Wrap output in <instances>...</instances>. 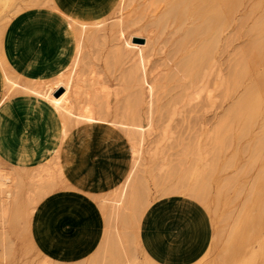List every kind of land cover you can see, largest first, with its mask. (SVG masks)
<instances>
[{"label":"bare ground","instance_id":"bare-ground-1","mask_svg":"<svg viewBox=\"0 0 264 264\" xmlns=\"http://www.w3.org/2000/svg\"><path fill=\"white\" fill-rule=\"evenodd\" d=\"M135 1L137 0H0V74L3 83L0 96V131L1 124H4L3 118L11 115L8 92L12 88L22 89L21 100L26 108L23 114H27L19 127L22 133L20 142L16 147L11 144L9 150L0 156V164L10 165V170L0 168V227L4 234L1 237L4 243L0 239L4 245V252L2 256L0 254V264H5L3 261L13 249L5 227L9 223L11 208L19 206L17 205L20 201L19 192L25 185H28L27 203L31 206V212L34 210L33 220L38 212L43 192H49L53 186H61L68 191H81L86 195L92 194L96 198L106 195L108 200L102 207L112 209L113 220L117 224L121 220L127 222L125 212L127 214L126 209L128 211L130 209L134 213L130 212L133 215V220L130 215L132 224L141 225L146 211L153 203L149 200L150 191L145 176L143 156V146L148 135L142 130L137 109V105L142 100L137 96L135 100L139 102L137 105L128 100L126 110L121 114L124 118L123 122L119 123L120 114H117V108H110L111 87L100 75L102 68L95 61L94 53L97 52L96 55H99L102 46L108 47V53L103 60L107 70H120L127 86H133L137 80L145 81L150 57L156 49L149 32L157 30V33L163 34L167 27L176 25L175 30L172 29L168 36L172 42L170 59L174 62L173 58L178 60L174 63V72L168 71L171 76L168 78V73H166L168 76H165L168 80H178L177 83L184 80V84L173 85V90L179 89L182 97L187 90L197 91L205 80L207 86H210L209 75L218 73L214 71L216 66L214 60L219 54H225L224 51L228 50L230 44L227 40L232 39L231 37L227 39L228 36L224 37V31L233 23L235 30H238L237 36L239 34L240 37V33L237 32L242 31L244 36L249 38L245 43L246 47L242 48L243 51L238 49L239 58L235 60L238 55L236 54L235 58L231 59L235 61L227 74H224L226 78L223 76L221 84L215 85L216 89L220 90L217 91L219 93L217 96H221L223 100L231 95L232 91L233 94L230 99L232 102L227 105L228 108L223 109L225 110L223 114L220 113L223 116L217 124L214 138L211 136L214 139L212 142H215L213 147L211 146L213 148L211 155L221 146L224 149L222 153H226V156L222 155L225 157L222 159L224 166L228 168L237 166V173H233L234 176L223 179L220 191L226 196L233 192L242 199V202L244 199V202L239 208L236 206L237 208L224 215L226 217L221 219L220 225L218 224L221 227H218L215 239L245 245L256 241L260 246L258 254L264 257V0H140L141 2L138 3ZM133 2L136 3L135 6L130 7ZM239 12L240 16L238 15L239 18L234 22ZM146 13L153 14V25L140 26L139 20ZM56 14L60 15L67 25L66 37L62 34L49 39L50 45L55 40L54 48L59 47L61 59L58 69L53 73L36 75L40 77L34 75L22 82L19 77H26L30 71L33 73L37 63V59L32 56L35 55L36 46L30 45L31 42L28 43V34L32 36L40 17L42 19L43 16ZM51 22L47 19L43 23L47 28H52ZM17 32L21 37H17ZM177 32H179L178 37H176ZM170 36H175L177 39ZM135 37L146 39V43H136L133 41ZM65 41V47L60 49ZM9 44H13L15 50H21L16 62L21 64L19 77L16 76L17 74L6 75V70L2 68V56ZM162 49L163 47H160L159 53ZM99 58L100 55L97 56L98 61ZM259 68L261 71L258 70ZM215 69L219 71L218 67ZM32 73L30 72L29 75ZM243 79L250 83H243ZM242 83L244 90L242 89V92L236 90ZM61 88H64L65 92L59 96L56 92ZM110 114L115 117L110 119L109 116L112 118ZM116 128L123 133L115 134ZM89 136L93 138L92 152ZM29 140H31L30 145L26 143ZM191 143L192 150L193 146L197 148L200 146L196 145L198 141L194 143L196 146ZM188 149L185 151L188 152ZM218 150H216L217 155L218 152L221 155ZM193 152L189 153L190 157L192 153L191 169H178L182 164L190 163H187L188 158L187 160L184 158L187 153L181 155L182 152L180 156H183L185 162L179 163V167L171 166L172 171L168 170L166 173L161 168L163 172L160 171L158 176L160 174L162 176L159 180L165 177L163 175L165 173L174 183L170 184L168 181L169 184H166V180L158 181L155 185L156 190L159 196L183 195L209 207L210 197L206 182L212 175L207 173L205 175L199 167L198 171L195 170L202 155L197 151L196 156ZM180 156L178 158H181ZM156 158L158 160V156ZM218 158L220 159L221 156ZM163 159L160 161L163 162ZM241 160H243L242 164ZM149 162L151 164L152 160ZM215 162L214 159L215 166H212L217 169L218 165ZM30 164L32 167L25 179L16 171V166L23 169L21 170L23 172L26 165ZM156 170L154 168L155 173ZM210 171L208 173H213ZM221 171L220 169L219 172ZM68 174L75 182L63 186L65 183L63 179L65 180L64 177ZM192 174H196L198 180L189 184ZM174 176L177 178L175 181ZM164 182L166 183L161 185ZM153 183H155L154 179ZM209 185L211 186V182ZM106 187H108L106 194L98 191ZM218 192L215 191V194ZM221 192L219 193L222 194ZM109 198L112 199L111 202ZM234 199L233 201H238ZM217 203L219 205V202ZM217 214L214 213L216 216ZM31 231L30 228L27 229L30 238H32ZM107 232H110L109 253H114L118 250L120 235L111 230Z\"/></svg>","mask_w":264,"mask_h":264},{"label":"rangeland","instance_id":"rangeland-1","mask_svg":"<svg viewBox=\"0 0 264 264\" xmlns=\"http://www.w3.org/2000/svg\"><path fill=\"white\" fill-rule=\"evenodd\" d=\"M135 2L138 3L141 1L137 0ZM135 2H133V5H131L130 7H134L136 4ZM150 14L151 13H149V14L146 13V15L141 20H139L140 26H142V25L147 26L148 24L153 25V23H152L153 22V14H151V17H150ZM238 15L240 16V12L236 14L237 17L235 16L234 22L239 18ZM250 24H251V22L249 23V25ZM172 26L173 25L167 27V29L164 31L163 34L157 33L158 32L157 30L149 32L152 35L151 39H152V42L155 43L154 46L156 49H154V52H152L153 56L150 57V61H149L148 67H147L148 72H147L145 81L142 79L137 80L133 86H127V84L124 81V78L121 77L120 70L119 71H117L116 69H113L114 71L113 70L111 71V69L107 70L106 63L103 60H105V57H106L105 55H107V53H108V50H109L108 47L102 46L104 48H102V47H101L102 49L100 48V50H99V53H100L99 59L100 60L99 61L97 60V56H99V55H96L98 53L97 52L94 53L95 61L102 68L100 75L105 79L104 81L111 87V90H112L111 100L109 102L110 108H114V107L117 108L116 112H117V114H120L119 115V118H120L119 123H122L124 118L121 117V114H123L124 111L126 110V108H125L126 102L129 100V101H131L137 105L139 103V102L135 101L137 96H139V99L142 100V102L137 105L138 106L137 109H138V114H140V121L142 123V130L145 131L146 134L148 135V137L146 136V138H145L146 142H144L145 144L143 146V150H144L143 156L145 158V172H146L145 176H146V179L148 181L147 185L149 184L148 187H149V191H150L149 200H151L153 202L159 198H164L163 196H159L160 194L157 193L158 192L156 190L157 186H155V185H157L156 182H158V181L163 182L166 180L167 183L164 182V183H161V185H164L165 183L169 184L168 181H170V184H171V182H173L172 178L170 179L169 177H167V175L165 173L168 172V170H171L172 167L178 166L179 163L182 164V162H185L184 158H186V160H187V158L189 159V160H187V163L190 162V159L192 157V153H191V157H190L189 153L191 151L193 152L194 148H197V147L193 146V150H192V148L190 146V142H192L191 144L195 145L196 144L195 141L196 142L198 141V143L196 145H200V146H198L199 147V148H197L198 150L195 149L193 153H194V155H196L197 151L200 152L198 154L202 155V156H200V157H202L201 158L202 160L200 159L199 160L200 162L198 161L199 163H198V166L196 167L195 170L198 171L197 168L199 167L200 169L202 168L201 171H203L205 173V175H206V173L209 174L210 176L212 175L211 178H208L207 182H206V184H208L207 188H208L209 197H210V198H208V204L210 203V206L208 207L207 205H203V204L202 205L204 208H206L205 209L206 211L208 208V214L210 216L211 221L213 222V223L212 222L211 223L213 226V235L212 236H214V238H212L210 246H209L207 252L203 255V257L200 258V260H198L197 262H195L193 264H264V257H262L260 254H258V251L260 249L259 244H257L258 242L252 241L251 244L245 245V244H242L239 242H232V241H222L221 242V241H218L215 239L216 233H217L218 229L221 227V226L219 227L218 224L221 223L220 221L222 218L226 217L224 215H227L228 212L231 211L232 209H235L236 206H238V208H239L242 205V203L244 202V199L242 202V199L241 198L239 199V196L237 197V195H235L233 192L230 194H227V196H226V194L224 192L220 191V186L222 185L221 183H223V181H224L223 179H225L227 176L228 177L234 176V174L237 173V171H236L237 166L234 165L231 168L224 166L225 165L224 160H222V159H225V157H222V155L226 156V153H222L223 152L222 150H224V149L221 148V146L218 148L216 146H214L217 148V149L215 148L216 150L219 149L218 151H220V153H222L221 155L219 154V152L217 155L216 150H214V152L211 155V152L213 151V148H211V146L213 147V145H214L213 143H215L212 141H214L213 138H214L216 130H217V124H218L220 118H222V116H223V115H221L225 111L223 109H227L229 104L232 102V100H230V99H231L232 94H233V91H232V93H230L231 95L225 97V100H223V98L221 96H217V95H219L218 92L220 90L216 89V86L221 84L223 76H225L227 74V72L230 70V66L233 65L232 63H234V61L239 58L240 54H238V53H239L240 49H242V48L244 49L246 47L245 43L248 42L249 37L244 36L242 31H241L242 33L240 31L237 32V33H240V35H241L240 37H239V34L237 36L236 31H238V30H235V23H233L232 26L229 27L230 29L227 28L228 31L225 30L223 36L224 37L228 36L227 39L229 37H231L232 39L229 38L230 40H227V41H229L230 44L226 41L229 44V45L226 44V46L228 45L229 47H227L228 50L224 51L225 54L224 53H223L224 55L219 54L218 56H216V59L214 60V61H216L215 62L216 66H214V71H215V73H217V72L218 73L214 74V75H211V74L209 75V76H211L210 86H207L208 84L205 80V82H202L199 85V89L197 91L196 90L195 91L187 90L185 92L184 96L181 97L179 89L173 90V85L176 84L178 80L177 81L174 80L175 81L174 82L173 80H168L166 77V76H168L166 73H168L169 70H170L169 72H171V73L174 72L173 71L174 70V63L178 60L176 58H173L175 60V62H174L173 60L170 59V54H172V52L170 53L169 51H170V47H171L170 45H172L170 43H172V42L169 39L168 35L170 34L172 29L175 30L174 28L176 27V25L174 27H172ZM152 32H154V34ZM225 32H226V34H225ZM177 33H176L177 36L175 35L176 37H178V35H179V32H177ZM234 34L236 37H234ZM175 36H170V38L174 37L173 39H177ZM154 39H156V40H154ZM133 41H135L136 43H140V44L146 43V39H144L142 37L141 38L135 37V38H133ZM157 41H158V43H157ZM159 41L162 44H160ZM55 43H56L55 40L51 43L54 50H55V48H54ZM160 47H163L161 53H159ZM238 49H239V51H238ZM243 49H242V51H243ZM17 50L19 51V49H16L15 51H17ZM157 50H158V53H157ZM236 54H238V55H236ZM235 55L237 56L236 59L231 60L232 58H235ZM167 56L169 57V59ZM18 57H19V54L16 55L14 65H11V64H8L5 56L4 55L2 56V62H3L2 68H4V70H6V75L10 76V75H16L17 74L16 76L19 77L18 73L20 72L21 64L20 63L16 64V62H18ZM220 57H221V59H219ZM165 58L168 60H166ZM230 60H231V62H230ZM167 61H168V63H167ZM170 61L171 62L173 61V62L171 63ZM217 62H219L218 63L219 66L217 65ZM217 67H218L217 70H219V71H216L215 68H217ZM171 68H172V70H171ZM258 70L261 71V68H259ZM30 72L32 73V71H30ZM30 72L26 75V77H22L23 79L21 77H19L22 82H25L26 78H31L34 75L35 76L37 75L34 73V71H33L32 75H29ZM171 73H168L169 74L168 78L171 76L170 75ZM43 74H45V73H43ZM43 74H40V75L42 76ZM139 75H141V72H139ZM36 77H40V76H36ZM225 78H226V76H225ZM176 79H179V78H176ZM171 82H173V83H171ZM244 82H245V79H243V83ZM179 83L184 84V80H181ZM179 83H177V84H179ZM243 83L241 85H239L238 86L239 88L237 87L236 90H239L242 92V89L244 88ZM245 83L249 84L250 82H248L246 80ZM240 86H242V88ZM18 88H19V84H18ZM61 89H63V92L59 96L63 95V93L65 92L64 88H61ZM60 90H58L56 92V94L58 92H60ZM21 93H22V89H17V88H12L8 92V96L10 98L9 110L11 112V115H9L8 118L4 117L3 122H2L4 124H1L0 156L4 155L9 150V147L12 144V141H11L12 138L10 139V136L13 135L12 132H14V129H15L14 124H12V118H13V114H21L18 110L19 107L16 104L17 99L21 100ZM219 99H222V100L220 101ZM21 102H22V100H21ZM218 102H220V104ZM110 115H112V118H111V116H109L110 119H113L115 117V116L113 117V114H110ZM40 129L42 130V127ZM114 132H115V134H119V135L123 133L121 130H119L117 128L115 129ZM147 139L150 140L151 142H148ZM89 142L91 143L90 151L92 152V150H93V138H92V136H89ZM151 143H152L153 147H150V148H152V149L149 148V146H152ZM210 143H212V145H210ZM184 146H185V148H184ZM188 147H189V149H188ZM220 148H221V150H220ZM146 149L149 152H147ZM186 149H188V152H186L187 151ZM151 151H152V154H151ZM180 152H182V154ZM184 153L185 154L187 153V154H186V157L184 156V158H183V156L181 157L180 154L184 155ZM214 153H215V155H214ZM148 154L151 155L150 156L151 159H150ZM160 155H161V157H160ZM163 155H165V156L163 157ZM187 155H189V157ZM90 156H92V154ZM156 156H158V160H157ZM178 156H180L181 158H178ZM212 156H214V158H212ZM219 156H221V158H220L221 160L218 158ZM162 157L165 158V160ZM152 158H154V159H152ZM161 159H163L162 160L163 162L160 161ZM180 159L183 161H179ZM214 159L216 161L215 163L218 165V166L216 165L217 169H215L213 167V166H215V164H213ZM150 160H152V162L156 161L157 163L155 162V164H154L151 162V164H152V166H151V164H149ZM158 162H161V163L159 164ZM242 162H243V160H241V164H242ZM209 163H210V166H209ZM157 164H159V165H157ZM189 164H191V162L186 164V165L184 163L178 169L180 170L182 168L183 170L184 169L189 170V169H191V166H192V164L191 165H189ZM0 166H1L0 168H3L5 170L6 169L10 170L9 169L10 165L8 163H3V165L0 164ZM189 166H190V168H189ZM221 166H222V168H221ZM31 167H32L31 164L26 165V167L24 168L25 170L22 172L21 170H23V169H21L19 166H16V171H18L26 179L27 174L31 170ZM193 167H195V166H193ZM154 168L157 169L156 170L157 173H155ZM161 168H163V170L165 172V173H163V175H165V177H167V178L162 177L161 180H159L160 176H162L161 174H160V176H158L160 171H161ZM220 169L222 170L221 172H219ZM225 169H227V171ZM163 170L161 172H163ZM210 170L214 174L208 173ZM83 171H86V170H83ZM153 174H156V175H153ZM197 177L198 176L196 174H194V175L192 174L190 179H189V184H191V182L193 183V182L197 181L198 180ZM64 178H66L65 179L66 181L63 179V181L65 182L63 184V186H66L67 184L75 182L74 178L72 176H70L69 174L66 175V177H64ZM153 179H154V182L156 184L153 183ZM175 179L177 180V178L174 176V181H175ZM210 182H211V186L209 185ZM209 186H210V189H209ZM217 188H219V189H217ZM57 190H65V189L61 186H53L49 192H43L40 202L45 200L47 197H49L51 194H53ZM106 190H108V187L98 189V191L103 192V194L107 193ZM217 190L219 192H221L222 194H220L219 192H218V194L217 193L215 194V191L217 192ZM69 191L79 192L80 194H83L84 196L91 198L97 204L98 208L100 209L101 214L103 216V219L105 221V229H104V234H103V237H102V240H101L99 246L86 258H82V259L76 260V261H68V260H64L60 257H52L50 254L42 252L37 247L33 237L32 238L28 237L27 229L28 228L31 229V226L33 224L32 222H33L34 210H33V212H31L32 211L31 206H29L27 203L26 196L28 193V185H25V186H23V188L19 192L20 201L17 204L19 206L11 208V214L9 215V219H8L9 223L6 224V227H5L6 232H8V240L12 243L13 249L11 250L12 252L11 251L9 252V254H8L9 256L7 255L8 258L6 256V259L4 260L5 262L3 260H1V263L3 261V263H5V264H159L157 261H155L146 252V250L142 246L141 239H140L141 225L140 224H137V225L132 224L133 215L130 214V212L132 211V213H133V210L129 209V211H128V209H126L127 214L125 212V219L130 224H128L127 222L125 223L122 220H121L122 222L120 221V223L117 224L113 220V214L114 213H113L112 209L110 207H102L108 200L106 195H102V196L96 198L92 194L86 195L85 193H83L81 191H76V190H69ZM156 194H157V196H156ZM176 195H171V196H176ZM215 195L217 197H219L218 198L219 201L217 199V202H219V205L215 201L217 198ZM219 195L220 196L222 195V197H220ZM154 196H155V198H154ZM179 196H183V195H179ZM225 196H226V198H225ZM183 197L190 198L187 196H183ZM223 197L225 199H223ZM233 199L238 200V201H233ZM109 200L111 202L112 199L109 198ZM239 200H240V202H239ZM231 201L236 202V203L233 204V202H232V205H230ZM220 202H221V204H220ZM217 205L219 206V208ZM16 208L18 209L17 211H16ZM23 208H25V210ZM217 210H218V212H217ZM15 211H16V213H15ZM209 211H210V213H209ZM24 212H26V213H24ZM211 212H214L215 214L218 213V214L216 216V215H214V213H211ZM128 213H129V215H128ZM127 215L129 216V218ZM130 215L132 216V220H131ZM110 230L112 232L120 235L118 250L117 251L114 250L115 252L114 253L112 252L113 254L109 253L111 243L108 242V236H109L108 234H110V232L108 233L107 231H110ZM105 232H106V235H105ZM0 233H1L0 239L2 240L1 237H3L4 234H2V232H1V227H0ZM1 240H0V249H1L0 254L2 256V254H3L2 252H4L3 251L4 245L2 243H4V241L2 240V243H1ZM1 246H3V247H1ZM110 254H112V255H110Z\"/></svg>","mask_w":264,"mask_h":264},{"label":"crops","instance_id":"crops-1","mask_svg":"<svg viewBox=\"0 0 264 264\" xmlns=\"http://www.w3.org/2000/svg\"><path fill=\"white\" fill-rule=\"evenodd\" d=\"M47 19L52 21V28L44 25ZM66 28V22L58 14L38 19L32 36L28 34V43L36 46L35 55H32L37 59L33 69L35 74L57 71L61 54L59 47L53 49L49 39L65 35ZM17 34V37H21L19 32ZM64 35L63 39L67 34ZM65 45L66 41L60 49ZM17 54H21L20 49L15 51L13 44L7 45L4 56L8 64L14 65ZM2 86L0 74V96ZM16 104L22 114H13L12 118L15 130L10 139L14 147L21 140L19 127L27 115L23 114L26 108L20 99L16 100ZM26 143L30 145L31 140ZM32 223V237L37 247L52 257L68 261L89 256L99 246L105 229V221L97 204L79 192L68 190H57L43 200ZM212 235L213 226L205 208L193 199L177 195L154 201L146 211L140 229L143 248L159 264L197 262L207 252Z\"/></svg>","mask_w":264,"mask_h":264},{"label":"water","instance_id":"water-1","mask_svg":"<svg viewBox=\"0 0 264 264\" xmlns=\"http://www.w3.org/2000/svg\"><path fill=\"white\" fill-rule=\"evenodd\" d=\"M63 92V89L60 90V92L57 93V95H60Z\"/></svg>","mask_w":264,"mask_h":264}]
</instances>
